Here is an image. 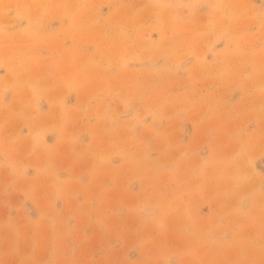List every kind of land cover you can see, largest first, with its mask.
Returning <instances> with one entry per match:
<instances>
[{
	"label": "rangeland",
	"instance_id": "obj_1",
	"mask_svg": "<svg viewBox=\"0 0 264 264\" xmlns=\"http://www.w3.org/2000/svg\"><path fill=\"white\" fill-rule=\"evenodd\" d=\"M0 264H264V0H0Z\"/></svg>",
	"mask_w": 264,
	"mask_h": 264
}]
</instances>
